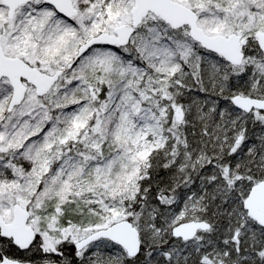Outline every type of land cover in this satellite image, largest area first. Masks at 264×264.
I'll list each match as a JSON object with an SVG mask.
<instances>
[{
	"label": "snow or ice",
	"instance_id": "obj_1",
	"mask_svg": "<svg viewBox=\"0 0 264 264\" xmlns=\"http://www.w3.org/2000/svg\"><path fill=\"white\" fill-rule=\"evenodd\" d=\"M0 264H264V0H0Z\"/></svg>",
	"mask_w": 264,
	"mask_h": 264
}]
</instances>
